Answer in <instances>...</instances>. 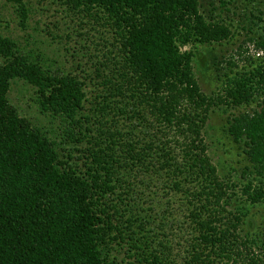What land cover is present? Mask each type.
Returning <instances> with one entry per match:
<instances>
[{
  "label": "trees",
  "instance_id": "16d2710c",
  "mask_svg": "<svg viewBox=\"0 0 264 264\" xmlns=\"http://www.w3.org/2000/svg\"><path fill=\"white\" fill-rule=\"evenodd\" d=\"M36 1L63 14L77 65L50 71L0 34V264H264L203 137L215 108L260 97L228 132L264 170V69L202 92L181 46L231 33L198 0ZM0 3L27 19V0ZM14 79L36 88L55 127L19 115L7 97ZM241 191L264 200L252 184Z\"/></svg>",
  "mask_w": 264,
  "mask_h": 264
},
{
  "label": "rangeland",
  "instance_id": "374dc122",
  "mask_svg": "<svg viewBox=\"0 0 264 264\" xmlns=\"http://www.w3.org/2000/svg\"><path fill=\"white\" fill-rule=\"evenodd\" d=\"M198 1L207 21L222 24L231 33L221 42L181 46V51L193 53V77L202 92L211 96L240 73L264 69V0ZM27 2L29 11L23 24L15 5L0 3V34L14 40L23 53L40 57L50 71L67 72L76 67V60L70 58L67 51L75 47L74 39L63 38L68 31L62 24L63 14L53 16L54 7L47 5L49 3ZM52 23L58 25V29H54ZM7 97L19 115L33 125L45 130L58 124L53 116L42 112L36 88L22 79L11 81ZM259 102L260 97H256L248 105L215 108L203 130L208 156L220 177L232 186L234 194L229 204L232 211L242 215L241 235L253 242L251 246L256 252L264 250V200L252 205L245 201L241 189L252 184L264 190V170L249 161L244 140L234 141L228 127L233 117L258 109ZM58 133L57 129L55 135Z\"/></svg>",
  "mask_w": 264,
  "mask_h": 264
}]
</instances>
